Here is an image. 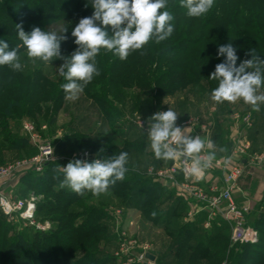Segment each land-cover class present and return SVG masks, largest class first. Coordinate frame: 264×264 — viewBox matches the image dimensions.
<instances>
[{
    "label": "rangeland",
    "instance_id": "rangeland-1",
    "mask_svg": "<svg viewBox=\"0 0 264 264\" xmlns=\"http://www.w3.org/2000/svg\"><path fill=\"white\" fill-rule=\"evenodd\" d=\"M24 1L29 2L31 0H0V39L4 41L9 39L13 40V37L16 36L15 32L4 29V27L14 24L12 19L19 14L20 2L22 3ZM35 1L31 4L39 2L44 5L46 3L43 2L44 0ZM236 1L214 0L210 12L212 11V14L216 18H221L222 12L220 8L222 9L224 5L226 8L227 3L231 6ZM85 2L88 4L87 9L83 11L85 16L92 15L94 9L92 7L88 9L92 2L90 0H85ZM253 2L251 1V3ZM263 5L261 7H264ZM182 19L185 20V18ZM18 23L21 22H15V24ZM35 24L33 22H25L22 23V26L25 29V27H33ZM172 24L174 27L177 25L175 22ZM63 25L64 23L62 21L54 19L51 26L46 23L44 27H48L47 29L49 31L60 34L63 30ZM181 36L179 34L173 39H168L167 44L164 46L168 47L172 42L179 40ZM19 55L22 64L21 71L25 74H32L36 69L41 68L43 73L52 80L58 81L61 79L57 71L61 63L53 60L52 64H46L38 58L33 63L27 57L26 49L20 51ZM150 68L154 70L153 65L147 66V69ZM145 76L151 77L152 75L146 74ZM154 86V84H151L150 87L143 89H125V96L123 98H115L111 94L108 95L107 91L101 90L100 86H96V92L94 93L99 96L107 95V98L112 101L109 102L112 107L109 115L106 112H100L94 99L89 98L85 92L81 93L77 100L67 101V104H64L59 109H55L54 113V101L52 98H49L46 102H42L41 109L34 111L33 115L22 116L15 121H9L10 132L8 138H14L13 141L18 146L23 143H26L27 146L25 148L9 147L2 144L0 138V145L2 144L0 146V168L15 164L24 159L29 160L33 158L40 152V147L47 144L52 145L54 150L55 161L52 162L53 167L50 169L51 173L57 169L60 170L61 159L63 157L81 151L89 150L100 159H104L107 157L98 153L99 150H110L114 146L124 148L127 142H135L136 144H145L147 153L153 152L147 136L148 118L158 111H167L170 107L173 111L180 114L176 122L177 125L179 121L188 118L187 116H190V114L197 115L198 113L199 115L202 114L212 118L209 112L214 109L218 110V115H215L216 120L219 118L223 119L229 115V118H231L230 122H234V124L232 122L233 128L238 130L239 133L231 135L232 131L229 128V152L231 153L237 138L241 137L246 141L249 140L250 135L255 136L256 148L264 152V119L260 113H256L257 124L250 128L242 127L240 123H236L232 118L234 114L242 115L246 113H251L254 117L255 111H253L252 106L244 103L242 99L236 103H216L211 99L212 92L208 91L206 83L192 84L176 96L167 95L161 99L159 98V92H165V87ZM261 92H264V86H262ZM166 106L168 107L166 108ZM229 118L223 127L226 132L225 134L228 133ZM141 123H143V126ZM122 150L128 152L129 162L134 164L143 173L147 172L151 166L156 169H165L171 162L170 160H157L154 157V153L152 156L147 157L133 148L126 150L124 148ZM114 151H116V155L121 152L115 149ZM144 161L146 164L143 163L144 166H142L141 162ZM31 171L33 170L30 167L19 168L10 175L0 179V194L8 196L13 201L34 197L37 209H40L41 203L43 202H48L46 205L53 208L65 206L61 203L62 201H58L57 197H55L59 195L57 192L59 191L60 183L54 184L51 191H46L45 193H41L40 191L35 192L30 185L33 180ZM126 177L125 174V179ZM180 179H183L181 175ZM155 182L165 187L164 191H160V195L153 201V206H156L158 210L156 214L158 219L156 221H152V215L145 217L140 210L128 205L129 183L119 184L116 189L109 188L106 193L99 196H94L90 191L86 190L80 199L74 201L67 208V212L73 214V223L67 233L59 230L61 224H63H59L57 221L61 211L54 210L52 212L48 208L40 209L39 212L36 210V220L40 223L49 221L52 233L54 232V234L61 236L63 239L62 242L52 240L48 246H39L31 243L29 239L32 235L26 229L27 226H24L23 221L19 217L15 219L8 218L0 209V242L3 236L10 238L8 243L1 242L4 245L3 264H11V260L15 262L14 264H125L128 261V257H136L142 253H150L155 256V259L151 260L153 262L152 264H191L189 262V252H187V258L180 262L174 255H171V245L173 238L178 233L179 226H182L185 222H194L196 217L191 221H186L187 213L189 212L186 210V214H180L176 218L171 217V224L162 223L161 220L165 217L163 214L164 211L172 210L173 199L170 197H172L173 189L163 185L159 181ZM185 197L189 198L188 196ZM50 199L52 201H49ZM171 214L172 212L166 216H171ZM257 216V212L252 214L250 223L257 230H264V226L257 223ZM45 218L47 220H44ZM201 218L205 222L207 216ZM85 221L87 222L84 223ZM214 222H217L216 226L221 223V221H213L209 228H205L204 224L202 228L200 227L195 234L193 243L191 244L192 247L196 245L199 238L204 237L206 232L204 230H212ZM224 228L223 232L230 238L228 250L237 252L240 249V245L244 243H234L231 240L230 226L227 224ZM20 234L24 236L23 241L24 243L26 242V246L21 247L24 251H16L18 254L13 255L10 247L11 239ZM131 241H136L137 244L133 246L134 248L130 253H126L127 248L131 246ZM17 250L21 249L19 248ZM229 251L227 253L228 255ZM205 252L201 251L199 254H196L193 264L230 263L229 258L227 259L225 257L219 261L214 257L208 262L204 258L206 256L204 255ZM250 264H258V262L255 260L251 261Z\"/></svg>",
    "mask_w": 264,
    "mask_h": 264
},
{
    "label": "trees",
    "instance_id": "trees-1",
    "mask_svg": "<svg viewBox=\"0 0 264 264\" xmlns=\"http://www.w3.org/2000/svg\"><path fill=\"white\" fill-rule=\"evenodd\" d=\"M90 1L92 2V0ZM251 1L254 2L251 3ZM32 2L36 1L20 2L19 14L12 19L14 24L4 27V29L15 32L16 36L13 37V40L9 39L5 42L9 44L10 48H14L17 44H22L17 35L15 22H33L36 23L33 27H39L42 31H49L48 27H44L46 23L51 26L54 19H58V21L64 23L63 29L68 28V31L65 33L68 39L61 43V53L64 56H70L78 47L74 43L75 37L71 35L72 29L79 23L81 18L91 16H85L83 12L84 9H87L86 5L88 6V4H86L85 0H44L43 2H46L44 5L39 2L31 4ZM180 4V0H167L166 8L163 9V11L167 10L174 16V20L171 23H177L176 27H174V32L166 40L159 44L151 40L143 49L131 52L126 60H121L113 52L106 49L102 48L100 50L96 57V66L100 74L94 76L93 80L83 91L88 94L89 98L94 99L100 112H106L109 115V112L112 110L109 103L111 100L107 98V95L99 96L94 93L96 92V86H100L101 90L107 91L108 95L111 94L115 98H123L125 96V89H143L150 87L151 84L157 87H165V92H159V98L161 99L167 95L176 96L192 84L206 83L208 91L212 92L218 86V81L209 79L210 74L214 72L215 66L218 63H222L225 60V57L218 55V48L221 45L231 43L236 48V54L239 57L237 66L243 60L251 59L250 50L253 48H255L260 59L264 60V7H261L264 4V0H239L235 3L233 2L231 6L227 3V9L225 5L222 9L220 8L222 12L221 18H216L212 14V11L210 12L211 9L200 17H189L186 14V8L181 7ZM90 8L91 5H89L88 9ZM182 18H185V20ZM33 27L27 26L24 31L31 32ZM107 30L111 35L110 26ZM179 34L182 35L179 40L172 42L168 47L164 46L167 44L168 39H173ZM24 49V47H21L20 51ZM141 51H144L146 54L141 55ZM55 61L63 63L61 59H56ZM152 65L154 66V70H151V68L147 69V66ZM146 74L152 76H149V78L145 76ZM66 82L63 77L58 81L52 80L43 73L41 68L36 69L32 74H25L22 71H13L7 65L0 66V138L2 144L9 147L25 148L27 146L26 143L18 146L14 143V138H8L10 132L9 121H15L22 116L33 115L34 111L41 109L42 102H46L49 98H52L54 101V113L55 109H59L68 103V100L65 99V93L61 88V84ZM260 109L258 113L264 119V104L260 105ZM256 113L255 111L253 125H256L258 121L256 120ZM253 139L256 142L255 136ZM220 143H222V147H226L225 141ZM124 148L125 150L133 148L147 157L153 154V152L147 153L145 144L127 142ZM124 148L114 146L110 150L103 149V152L97 151L108 158L116 154L114 149L122 152ZM226 148L228 150L229 145ZM141 163L142 166L146 164L145 161ZM52 164V162L48 163L41 173L30 172L33 176L30 185L35 192L40 191L41 193H45L46 191H51L52 186L59 184L60 180L63 179V172L61 170L57 169L51 173ZM126 167L128 171L126 172L127 177L124 182L117 181L110 188L116 189L119 184L129 183L128 205L140 210L145 217L151 216L152 212H156L157 214L158 210L156 206H153V201L160 195V191H164L165 187L156 184L153 178L149 177L146 172L139 171L134 164L129 162ZM58 193L59 195L55 197H57L58 201H62L61 203L65 206L53 208L46 205L48 202H43L40 209L48 208L52 212L54 210L61 211L57 221L59 224H63H61L59 230L67 233L73 223V214L67 212V208L74 201L80 199L81 195H77L68 188L61 187ZM170 198L173 199L172 210L162 212L165 217L162 218L161 222L166 224L172 223L171 217L176 218L180 214H186L187 210L186 202L176 197L173 190L172 197ZM49 201L52 200L50 199ZM40 209L38 208L37 211L39 212ZM171 212V216H166ZM257 215V223L264 226V203L259 208ZM206 216V212H201L194 222H185L182 226H179L178 233L172 240L171 255H174L181 262L187 258V252H189V262L193 264L195 255L201 251H206L204 258L208 262L214 257L217 261L225 257L229 258V264H250L251 261L255 260L258 264H264V230H258V241L244 243L245 245H240V249L237 252L234 250H230V252L228 250L230 238L223 232L227 224L221 222L216 226L217 222H214L212 230H204L206 231L204 237L199 238L196 245L192 247L191 244L196 232L204 224L201 217ZM151 219L152 221H156L158 216L156 215L154 218L152 216ZM44 220L47 219L45 218ZM26 229L31 233L32 236L29 240L34 245L48 246L52 240L63 241L61 236L54 234V232L52 233V229L44 232L36 231L32 227H27ZM23 237L20 234L11 239L10 247L13 255L18 254L17 252L19 251H24L21 248L26 246ZM8 240L10 238L3 236L1 242L8 243ZM1 242L0 264H3L4 245ZM19 248L21 250H17ZM228 251L229 255L227 254ZM10 263L14 264L15 262L11 260Z\"/></svg>",
    "mask_w": 264,
    "mask_h": 264
},
{
    "label": "clouds",
    "instance_id": "clouds-1",
    "mask_svg": "<svg viewBox=\"0 0 264 264\" xmlns=\"http://www.w3.org/2000/svg\"><path fill=\"white\" fill-rule=\"evenodd\" d=\"M166 3L167 0H92L93 14L81 18L72 29L71 35L75 37L74 43L78 47L70 56L61 53V43L68 39L65 35L68 28H64L60 34L42 31L39 27L25 32L22 22L15 24L22 44L9 50V44L0 39V66L7 65L13 71H21V47L26 49V55L33 63L37 58L46 64L61 59L63 63L57 70L58 75L67 81L61 84V88L66 100L75 101L93 77L100 74L96 57L102 48L126 60L131 52L143 49L149 41L154 40L159 44L172 35L174 25L171 22L174 16L167 10L161 11L166 8ZM213 4L214 0H181L180 6L186 8L189 17H200ZM109 26L111 35L107 30ZM140 54L146 53L141 51ZM218 55L225 57V60L218 63L210 74L209 79L218 81V86L212 90L211 99L216 103H236L242 99L252 106L253 111L259 112L260 105L264 104V92H261L264 86V60L253 48L250 50L251 59H245L237 66L239 57L231 43L219 46ZM179 115L170 107L148 118L150 147L157 160L175 161L183 158L190 165L186 171L199 177L216 159L215 151L201 155L206 149H214L215 142L186 133V128L176 124ZM100 151L103 152V149ZM218 151L225 153L227 148L219 147ZM128 163L129 154L126 151L92 162L73 159L62 166L60 187L68 188L77 195H84L87 190L99 196L117 181L125 179ZM151 215L154 218L156 212Z\"/></svg>",
    "mask_w": 264,
    "mask_h": 264
},
{
    "label": "built area",
    "instance_id": "built-area-1",
    "mask_svg": "<svg viewBox=\"0 0 264 264\" xmlns=\"http://www.w3.org/2000/svg\"><path fill=\"white\" fill-rule=\"evenodd\" d=\"M232 118L236 123H240L241 126L245 128L252 127L254 123V118L251 113L242 115L234 114L232 115ZM188 123V121H185L183 124L186 125ZM141 125L143 126V123H141ZM209 129L210 125H202V131L208 132ZM248 149L249 144L239 137L232 148L230 158H219L211 163L214 167L222 168L225 171L223 174L224 184L221 186L214 184L210 191H207L199 184L204 177V172L199 177L190 175L186 171L190 165L183 158L171 161L165 169H156L151 166L146 173L149 177L153 178L154 181L169 183L174 186L179 184L177 177L181 173L183 177L180 183L182 193L185 196H188L194 204L187 213L186 221L193 220L198 213L206 212L207 219L204 222L205 228H209L213 221H221L230 226L231 240L234 243H254L258 241L259 232L250 223L252 207L247 202H238L235 197V188L239 180L251 172L246 169L243 163L245 158L246 161H248L247 158L250 156L248 155ZM97 158L99 157L94 153H91L89 150L77 152L61 159L60 170L62 171V166H66L67 163L73 159H86L88 162H92ZM250 158L253 159V163L251 164H254L255 160L262 162L264 155L250 156ZM233 159L235 160V163L228 167L227 164ZM53 161H55V158L52 145H43L40 147L38 155L33 158L29 160L24 159L15 164L1 167L0 179L10 175L13 171L19 168L30 167L33 171L41 173L45 169V166ZM0 209L8 218L15 219L16 217H19L23 221L24 226L32 227L36 231L44 232L51 229L49 221L40 223L36 220L35 212L37 210V204L34 197L13 201L8 196L0 194ZM130 244L131 246L130 248H127L126 253H130L137 242L131 241ZM147 254L148 253H142L136 257H128V261L125 264H139L145 262L152 264L153 262L147 258Z\"/></svg>",
    "mask_w": 264,
    "mask_h": 264
},
{
    "label": "crops",
    "instance_id": "crops-1",
    "mask_svg": "<svg viewBox=\"0 0 264 264\" xmlns=\"http://www.w3.org/2000/svg\"><path fill=\"white\" fill-rule=\"evenodd\" d=\"M210 116H205V115H199L196 114H190V116H187L188 118H184L183 120L178 122L179 127L181 128H186L184 131L186 133H189V135L195 137L196 135L202 136V138L206 140H212L215 142V148L214 149H206L205 153L202 152L201 155H205L208 152L215 151L216 152V159L219 158H230L231 153L229 150L225 153H220L218 151L219 147H222V141H225V146L229 145V140L228 137L230 136L229 134V128L232 131L231 135H236L238 133V130H235L233 128L234 122L231 121L229 118V115L224 117L223 119L219 118L216 120L215 115H218V110H212L209 112ZM218 117V116H217ZM231 117V116H230ZM229 118V124H228V133L225 134L226 132L224 131V126L225 122L228 121L227 119ZM185 121H188L189 123L184 125L183 123ZM233 122V124H232ZM207 124L210 125V129L208 132L202 131V125ZM233 129V130H232ZM239 134V133H238ZM254 135H250L249 140H246V142L249 144V149H248V155L252 156H257V155H264L261 150H258L256 148L255 141L253 139ZM232 152V151H231ZM247 158L248 161L245 160L243 161L245 167L247 170H249L250 173L246 174L242 179L239 180L238 184L236 185L235 188V197L240 203H245L247 202L250 204L252 207V214L259 212V208L262 206L264 203V159L263 161H256L253 163L252 158ZM214 160V161H215ZM171 161V160H170ZM235 160H230V162L227 164L228 167H230L232 164H234ZM224 169L222 168H216L212 164L204 171V177L203 179L199 182V184L206 189L207 191H210L211 187L216 184V185H223L224 180H223V174H224ZM181 173L178 175L177 179L179 181V184L173 185L169 183H163V185L171 187L173 191L175 192L176 197L180 198L181 200H184L186 202L187 210L189 211L191 206L194 204L189 198H186L185 195L182 193V189L180 188V183L182 179H180ZM182 176V175H181ZM200 213H198L195 217H197Z\"/></svg>",
    "mask_w": 264,
    "mask_h": 264
},
{
    "label": "water",
    "instance_id": "water-1",
    "mask_svg": "<svg viewBox=\"0 0 264 264\" xmlns=\"http://www.w3.org/2000/svg\"><path fill=\"white\" fill-rule=\"evenodd\" d=\"M147 258H149L150 260H154L155 259V256L152 255V254H150V253H148L147 254Z\"/></svg>",
    "mask_w": 264,
    "mask_h": 264
}]
</instances>
